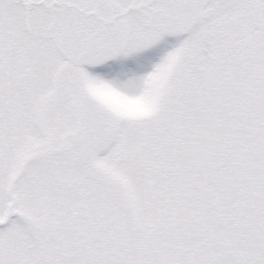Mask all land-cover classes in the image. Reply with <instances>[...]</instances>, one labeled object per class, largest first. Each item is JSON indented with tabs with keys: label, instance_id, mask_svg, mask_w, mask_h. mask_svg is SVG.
Here are the masks:
<instances>
[{
	"label": "snow or ice",
	"instance_id": "1",
	"mask_svg": "<svg viewBox=\"0 0 264 264\" xmlns=\"http://www.w3.org/2000/svg\"><path fill=\"white\" fill-rule=\"evenodd\" d=\"M0 264H264V0H0Z\"/></svg>",
	"mask_w": 264,
	"mask_h": 264
}]
</instances>
